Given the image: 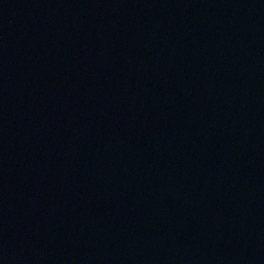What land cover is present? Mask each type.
<instances>
[{
  "label": "water",
  "instance_id": "1",
  "mask_svg": "<svg viewBox=\"0 0 264 264\" xmlns=\"http://www.w3.org/2000/svg\"><path fill=\"white\" fill-rule=\"evenodd\" d=\"M0 264H264V0H0Z\"/></svg>",
  "mask_w": 264,
  "mask_h": 264
}]
</instances>
